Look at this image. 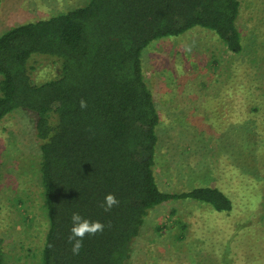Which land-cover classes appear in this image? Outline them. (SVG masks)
I'll list each match as a JSON object with an SVG mask.
<instances>
[{"label":"trees","instance_id":"trees-1","mask_svg":"<svg viewBox=\"0 0 264 264\" xmlns=\"http://www.w3.org/2000/svg\"><path fill=\"white\" fill-rule=\"evenodd\" d=\"M239 9V0H88L0 34V121L18 108L37 116L48 217L40 264H127L149 210L169 200L193 199L221 213L233 209L232 199L214 186L159 188L160 117L142 52L153 40L201 26L216 33L227 51L241 53ZM34 55L55 58L59 75L34 82ZM263 124V116L255 118L256 132ZM109 193L119 204L106 212L101 204ZM73 212L105 225L102 233L85 236L79 255L68 243Z\"/></svg>","mask_w":264,"mask_h":264},{"label":"rangeland","instance_id":"rangeland-1","mask_svg":"<svg viewBox=\"0 0 264 264\" xmlns=\"http://www.w3.org/2000/svg\"><path fill=\"white\" fill-rule=\"evenodd\" d=\"M87 1L0 0V34ZM239 1L241 53L227 51L216 33L201 26L153 40L142 52L160 117L154 164L159 188L214 186L232 199L233 209L221 213L193 199L153 207L127 264H264V124L262 132L254 125L264 117V0ZM29 65L36 83L60 73L50 56L34 55ZM36 118L18 108L0 121L5 264L41 263L48 217Z\"/></svg>","mask_w":264,"mask_h":264},{"label":"clouds","instance_id":"clouds-1","mask_svg":"<svg viewBox=\"0 0 264 264\" xmlns=\"http://www.w3.org/2000/svg\"><path fill=\"white\" fill-rule=\"evenodd\" d=\"M80 107L81 109H85L87 107V102L81 99ZM118 204L119 201L114 194L109 193L105 196L101 207L104 211L108 212ZM71 223V234L68 236V243L71 245V251L74 255H79L80 250L83 247V240L85 236H95L97 233H102L105 229V225L103 223L86 219L78 212L72 213Z\"/></svg>","mask_w":264,"mask_h":264}]
</instances>
